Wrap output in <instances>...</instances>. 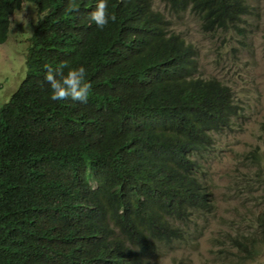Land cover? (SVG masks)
Returning a JSON list of instances; mask_svg holds the SVG:
<instances>
[{
    "label": "trees",
    "instance_id": "16d2710c",
    "mask_svg": "<svg viewBox=\"0 0 264 264\" xmlns=\"http://www.w3.org/2000/svg\"><path fill=\"white\" fill-rule=\"evenodd\" d=\"M250 1L107 0L117 19L101 30L88 19L98 0L71 14L70 0H0V45L24 3L40 16L25 78L0 108V264H157L189 244L217 211L203 163L246 114L229 85L201 77L199 47L178 28L190 16L249 50L264 40V7ZM63 64L86 68L87 103L49 99L45 69ZM262 161L242 157L260 186Z\"/></svg>",
    "mask_w": 264,
    "mask_h": 264
},
{
    "label": "rangeland",
    "instance_id": "374dc122",
    "mask_svg": "<svg viewBox=\"0 0 264 264\" xmlns=\"http://www.w3.org/2000/svg\"><path fill=\"white\" fill-rule=\"evenodd\" d=\"M256 1L264 6V0ZM156 7L164 8L159 0ZM11 20L9 39L0 45V108L10 101L25 78L28 38L40 16L35 5L24 3ZM184 25L178 31L183 30L199 47L201 77H216L229 85L245 109L246 118L238 121V128L218 137L221 148L218 156L203 163L217 211L203 221H196L200 230L192 235L189 244H178L157 264H264V234L260 224V216L264 214V186L253 184L254 178L258 179L257 168L242 163L247 152L260 151L264 178L262 30L248 41L249 50H240L233 31L218 32L215 36L201 34L190 16L186 17ZM242 241L249 247L247 253L240 251L238 243ZM246 255H254V258L245 259Z\"/></svg>",
    "mask_w": 264,
    "mask_h": 264
},
{
    "label": "clouds",
    "instance_id": "9594fccd",
    "mask_svg": "<svg viewBox=\"0 0 264 264\" xmlns=\"http://www.w3.org/2000/svg\"><path fill=\"white\" fill-rule=\"evenodd\" d=\"M250 2L257 6L253 0ZM67 11L69 14L79 11V6L75 0H70ZM88 19L90 23L102 30L110 22L115 23L117 17L115 14H109L107 0H98L95 8L88 13ZM66 68H68L67 72L64 71ZM86 72L87 70L83 66L69 68L67 64H63L55 69L50 66L47 67L45 69L44 82L48 85L49 99L53 102L70 100L87 103L92 84L87 81Z\"/></svg>",
    "mask_w": 264,
    "mask_h": 264
}]
</instances>
